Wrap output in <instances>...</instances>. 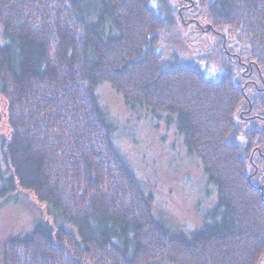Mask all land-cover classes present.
Instances as JSON below:
<instances>
[{
	"label": "trees",
	"instance_id": "1",
	"mask_svg": "<svg viewBox=\"0 0 264 264\" xmlns=\"http://www.w3.org/2000/svg\"><path fill=\"white\" fill-rule=\"evenodd\" d=\"M190 12L222 32L224 60V39L241 46L234 63L253 62L256 83L158 49L187 40ZM107 81L128 109L177 120L218 187L210 222L172 234L155 217L113 144ZM0 93V209L30 195L43 205L5 241L4 264H262L264 0H0Z\"/></svg>",
	"mask_w": 264,
	"mask_h": 264
},
{
	"label": "rangeland",
	"instance_id": "2",
	"mask_svg": "<svg viewBox=\"0 0 264 264\" xmlns=\"http://www.w3.org/2000/svg\"><path fill=\"white\" fill-rule=\"evenodd\" d=\"M153 4L159 8L158 1ZM184 33L185 42L176 43L172 48L161 43L158 49H169L186 63L199 65L206 75L220 79L224 66L218 54L193 52L187 45L189 32ZM97 91L99 101L116 126L113 144L138 176L146 193L154 197V215L165 229L172 234H189L210 222L211 213L218 206V187L209 180L201 159L188 152L177 120H172L168 112L128 109L122 94L108 81L100 84ZM3 127L6 132V125ZM1 160L6 168L3 152ZM21 198L0 209V264H4L5 241L16 232L30 230L36 218L42 216L43 205L32 195ZM65 228L76 233L70 223Z\"/></svg>",
	"mask_w": 264,
	"mask_h": 264
},
{
	"label": "flooded vegetation",
	"instance_id": "3",
	"mask_svg": "<svg viewBox=\"0 0 264 264\" xmlns=\"http://www.w3.org/2000/svg\"><path fill=\"white\" fill-rule=\"evenodd\" d=\"M196 19V13L190 12L189 20L185 21V23L188 25L187 32L191 33L188 36L187 45L191 47L192 51L195 53H210L214 47H216L215 53L219 52L221 54V50L217 42L218 37L216 35H222V32L211 30V28H207L203 24L199 25ZM191 20L193 22H191ZM224 48H226L227 52H229V57H226L224 60L223 57L218 53L221 63L224 66V71L222 72L221 78L228 74L231 78H234L235 81H237V79L239 81L245 80L244 84L246 85H248L249 82L252 84L256 83V75L253 73V62L241 60L240 63L243 68H240L234 63L236 57L241 53V46H238L236 43L228 44L226 39H224ZM248 70H250V72H248Z\"/></svg>",
	"mask_w": 264,
	"mask_h": 264
},
{
	"label": "water",
	"instance_id": "4",
	"mask_svg": "<svg viewBox=\"0 0 264 264\" xmlns=\"http://www.w3.org/2000/svg\"><path fill=\"white\" fill-rule=\"evenodd\" d=\"M209 28H211V26H210ZM188 35H190V32H189V34H188ZM262 189H263V187H262Z\"/></svg>",
	"mask_w": 264,
	"mask_h": 264
}]
</instances>
